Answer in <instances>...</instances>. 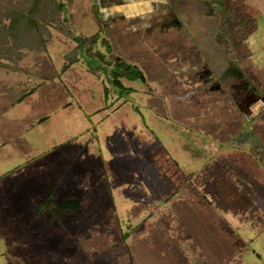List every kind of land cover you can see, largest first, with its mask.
I'll return each instance as SVG.
<instances>
[{
  "label": "rangeland",
  "instance_id": "374dc122",
  "mask_svg": "<svg viewBox=\"0 0 264 264\" xmlns=\"http://www.w3.org/2000/svg\"><path fill=\"white\" fill-rule=\"evenodd\" d=\"M33 1V16L48 26L46 43L39 51L25 50L19 62L2 59L24 71L0 67V260L216 264L177 213L187 187L169 181L185 176L166 158L170 154L162 145L172 143L163 136L184 142L177 116L189 102L199 103L193 112L209 123L240 116L252 130L264 128L262 11L242 0H91L93 13L107 26L96 44L83 45L75 68L67 70L63 54L85 37L76 27V0H0V56L15 57L29 41L27 26L7 32L6 15L12 8L28 10ZM59 2L62 15L55 12ZM54 13L71 35L56 29L58 22L42 19ZM215 50L218 59L211 58ZM114 55L137 64L147 82L114 75ZM84 70L90 73L81 75ZM96 77L109 89L105 102ZM114 77L126 90L109 83ZM32 87L33 94L22 96ZM218 99H228L230 109L210 112V102ZM46 115L50 123L34 125ZM247 157L241 162H251ZM227 158L211 155L197 163L187 192L207 196L212 223L241 249L225 264H264V198L227 168ZM217 167L230 185L218 181L223 177ZM242 169L250 171L248 165ZM51 188L59 199L75 196L81 203L64 224L33 214Z\"/></svg>",
  "mask_w": 264,
  "mask_h": 264
},
{
  "label": "crops",
  "instance_id": "0c3cea01",
  "mask_svg": "<svg viewBox=\"0 0 264 264\" xmlns=\"http://www.w3.org/2000/svg\"><path fill=\"white\" fill-rule=\"evenodd\" d=\"M242 3H244L246 7L260 10L264 14V0H242ZM128 6L129 7H127V9L132 7L131 4H129ZM93 8L95 7L91 0H76V27L79 28L80 32L85 37H92L95 35L96 41L93 44H96L99 38V34L97 35V32L101 31V27L104 26L105 28L107 24L101 21V14L96 15L93 13ZM134 26L136 28L141 27V25ZM201 46L204 50L205 47L203 45ZM211 47L215 48L213 45H211ZM68 51L63 54V57L66 53H68ZM215 52L216 50L211 53V58L217 57L216 59H218L220 55L217 56ZM91 54L96 55L97 53L94 51L91 52ZM120 56L121 55H114V57ZM122 59L125 60L126 58L123 57ZM125 61L127 62V59ZM75 63L76 62L69 65L67 68H64L67 70H72V68H75ZM200 63L202 64L204 62L200 61ZM219 63L221 64L222 62L219 61ZM22 71L24 70L22 67H20L19 71L14 72ZM87 73L90 72L84 70L82 71L81 75H85ZM96 78L97 79L92 80H94V84L98 83V86L102 91L103 101L105 102L107 100L105 99L103 93V83H101V88V85L98 82V80L100 79L98 77ZM35 89L36 87L30 88L22 96H30L34 93ZM155 99L158 100V98L149 99L151 101V105L157 103L153 101L152 104V100ZM210 103V112L218 113V111H225L230 109L227 107V105L230 103L228 99H218L215 101H211ZM184 105L185 106L183 107V109H180L178 116L176 115L178 117L179 122L181 123L176 128V130H178L179 133L182 135V137L184 138V142L181 144L173 143V140H168L167 137H165V135L163 134V137L170 144L172 143L171 147H166L164 146V144L162 145L164 147L163 149H166L170 154L166 155V158H168V161L170 162L174 161L177 164L176 167H178L179 172H181L185 176L183 177V179L182 177L177 176L176 180L170 179V181L178 187L185 184L188 190V188L190 187L189 185L192 184L188 181L189 175H191L196 169L195 166H197V163L201 162V160L208 158L211 155L219 156L220 154H228L229 158L226 159L227 161L223 159L225 162H228V164L222 163L221 167H224L225 164H227V168H231L235 176H237L239 179L243 178L240 179L241 181L245 180L246 182L250 183L252 188H254L256 192L264 198V128L252 130L251 127H249L245 123V121H243L244 119L240 116H238L237 118H228L220 122L213 121L209 123V121L205 120L206 118H204V116H202V114H200L198 111L193 112L196 109L198 110L199 103L189 102ZM230 105H232V103H230ZM4 111H6V109ZM163 111H166L167 113H161L162 115H168L167 110L163 109ZM91 113L93 112L90 111V114ZM50 120V116L48 117L47 115L39 117L38 120L34 123V125L48 124L50 123ZM225 132H228V134L226 135L227 138L226 141L222 142L220 140V136L222 134L225 135ZM160 135L162 134L159 133V136ZM161 139L162 138L160 136V146L158 144L159 148H162ZM245 156L247 157V159H250L251 162L242 163L241 161H245ZM247 165L250 171L242 169V167L246 169ZM215 173L222 175L221 168H215ZM221 177H223V175ZM217 179L218 181L223 180L228 185H230V183L226 181L225 177ZM232 188L236 190L239 194L241 193L239 186L233 185ZM187 190L186 192L185 190L183 191V195H185V197L178 200L179 209L176 208L177 213L179 214V216H182V214L185 216L187 221L190 223L191 228H193L192 231H194V233L199 236L206 255H208V258L213 259V263H228L229 260L233 258L236 251L239 250V248H236L232 242L233 237H231L230 239L222 230H220L212 223L211 219H213L215 216L213 218L211 216L213 215V212L209 206L210 201L208 200L207 196L206 198L203 197L195 189L196 193L193 194L192 197H190L191 193L187 192ZM190 190H192V188ZM244 217L246 218L245 215ZM216 221L219 222V224L224 228L228 225L226 220H222L220 216L217 218ZM143 242V240H140L141 244ZM0 264H4L2 260H0Z\"/></svg>",
  "mask_w": 264,
  "mask_h": 264
},
{
  "label": "trees",
  "instance_id": "16d2710c",
  "mask_svg": "<svg viewBox=\"0 0 264 264\" xmlns=\"http://www.w3.org/2000/svg\"><path fill=\"white\" fill-rule=\"evenodd\" d=\"M34 4H35V1H33L32 4H29L28 6L30 7L26 11L24 9L21 10L17 8H12L11 10L8 11L6 15V17L9 20L8 25L6 26L7 32L16 34L18 30L27 26V32L30 35V37H28L29 41L27 40V43L23 44V45H26L25 47L27 48H22L23 45L19 47V50L16 52L15 57L13 56L14 58L13 57L4 58L0 56V67L1 68L12 70V71H19L20 67L17 64L6 62L5 60H2V59L15 61L14 63H16L17 61L19 62L21 58L24 56L26 52L25 50L37 51L44 47L46 43V37L44 34L48 33L49 31L48 29H46L47 25H42V22H40L38 19H36L33 16L34 10L36 9V6H37L36 4L35 5ZM55 8H56L55 12L56 13L59 12L60 15H62L64 8L60 2L55 3ZM56 15L57 14L54 13L55 17L53 18L49 16L45 18L46 16L44 15L42 19L44 20L46 24H49L50 22H53V21L58 22L59 24H56L55 26L56 29H57V26L58 28L61 27L63 32H65L68 35H71L72 31L70 29L69 31L68 27L63 25L65 24L64 20L62 18L57 19ZM100 32L101 31H98L97 35L98 34L100 35ZM30 38H31V41H30ZM86 38L87 37L80 38V41L77 44H75L74 49L68 51V53L64 55V67L65 68H67L69 65L73 64L76 61V55L80 50H83L82 47L85 43H88V44L95 43L96 41L95 35L92 37H88L87 39ZM23 49L24 51H22ZM112 64H113L112 67L114 68V71H115L114 75L127 77V79L129 80L137 79L141 83H144V84L147 82L146 73L140 70L137 64L126 62L120 57H114ZM111 75L113 77V73ZM108 81L112 86L114 85L117 86L116 88L117 91L121 92V91L126 90V88L124 87V83L121 82L120 79L114 77L112 79H109ZM129 88L130 87H128L127 89L129 90ZM103 93H104L105 98L106 96L110 94L109 89L106 86H104V84H103ZM172 163L174 164L173 166H175V168L178 169V167H176L177 165L175 164V162L172 161ZM159 165L161 167L160 163ZM164 165H166V163ZM161 169L163 170L162 167ZM169 181H170V178H169ZM80 210H81V203L77 197L69 196L64 199H59L56 190L54 188H51L45 193L44 198L35 205L33 214L42 220H50V221H55L59 224H64L68 218L74 217V215L80 212ZM124 236H125L124 238H126L127 233H125Z\"/></svg>",
  "mask_w": 264,
  "mask_h": 264
}]
</instances>
